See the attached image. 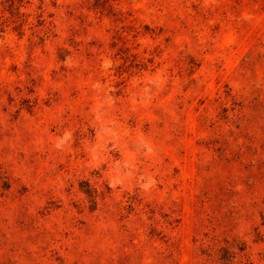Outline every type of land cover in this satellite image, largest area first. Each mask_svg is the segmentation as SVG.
Listing matches in <instances>:
<instances>
[{
	"label": "rangeland",
	"instance_id": "obj_1",
	"mask_svg": "<svg viewBox=\"0 0 264 264\" xmlns=\"http://www.w3.org/2000/svg\"><path fill=\"white\" fill-rule=\"evenodd\" d=\"M0 264H264V0H0Z\"/></svg>",
	"mask_w": 264,
	"mask_h": 264
},
{
	"label": "trees",
	"instance_id": "obj_2",
	"mask_svg": "<svg viewBox=\"0 0 264 264\" xmlns=\"http://www.w3.org/2000/svg\"><path fill=\"white\" fill-rule=\"evenodd\" d=\"M7 2H10L11 6H14L17 2H23L24 0H6Z\"/></svg>",
	"mask_w": 264,
	"mask_h": 264
}]
</instances>
